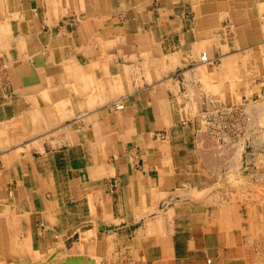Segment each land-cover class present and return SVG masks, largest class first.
Wrapping results in <instances>:
<instances>
[{"label": "crops", "instance_id": "0c3cea01", "mask_svg": "<svg viewBox=\"0 0 264 264\" xmlns=\"http://www.w3.org/2000/svg\"><path fill=\"white\" fill-rule=\"evenodd\" d=\"M263 107L264 0H0V264H264Z\"/></svg>", "mask_w": 264, "mask_h": 264}, {"label": "bare ground", "instance_id": "6f19581e", "mask_svg": "<svg viewBox=\"0 0 264 264\" xmlns=\"http://www.w3.org/2000/svg\"><path fill=\"white\" fill-rule=\"evenodd\" d=\"M87 1H88V0H87ZM109 2H110V1H109ZM74 4H75V3H74ZM12 8H13V7H12ZM19 8H20V7H19ZM23 9H24V8H23ZM25 10H26V9H25ZM87 10H88V9H87ZM98 11H99V10H98ZM74 12H75V11H74ZM26 15H27V14H26ZM98 16H99V15H98ZM25 19H26V18H25ZM28 21H29V20H28ZM27 23H28V22H27ZM28 24H29V23H28ZM25 29H26V28H25ZM27 58H28V57H27ZM19 61H20V60H19ZM69 63H70V62H69ZM6 66H7V65H6ZM3 67H4V66H3ZM4 69H5V68H4ZM75 69H76V68H75ZM49 71H50V70H49ZM50 72H51V71H50ZM21 85H22V84H21ZM259 104H261V103H259ZM262 105H263V104H262ZM256 107H257V106H256ZM256 107H255V108H256ZM255 108H254V109H255ZM263 108H264V107H263ZM263 108H260V109H263ZM214 111H215V110H214ZM245 112H246V110H245ZM258 112H259V111H258ZM261 112H262V111H261ZM263 112H264V110H263ZM259 115H260V114H259ZM43 116H44V115H43ZM47 116H48V115H47ZM261 118H262V117H261ZM263 118H264V117H263ZM261 120H262V119H261ZM262 121H263V120H262ZM213 122H214V121H213ZM250 122H251V121H250ZM245 123H247V122H245ZM245 125H246V124H245ZM235 126H237V125H235ZM242 127H243V126H242ZM246 128H247V127H246ZM263 129H264V128H263ZM236 134H237V133H236ZM227 138H228V137H227ZM228 139H229V138H228ZM238 145H239V144H238ZM236 148H237V147H236ZM237 153H238V152H237ZM234 157H235V156H234ZM235 159H236V157H235ZM236 160H237V159H236ZM234 161H235V160H234ZM237 161H238V160H237ZM227 168H228V167H227ZM260 174H261V173H260ZM232 176H233V175H232ZM239 176H240V175H239ZM239 176H238V177H239ZM243 176H244V175H243ZM249 176H250V175H249ZM256 176H257V175H256ZM235 177H236V176H235ZM245 178H246V176H245ZM239 179H240V178H239ZM241 179H242V178H241ZM241 179H240V180H241ZM230 180H232V179H230ZM243 180H244V179H243ZM241 181H242V180H241ZM234 182L237 183V181H235V180H234ZM238 182H239V181H238ZM242 182H243V181H242ZM244 182H245V181H244ZM244 182H243V183H244ZM240 183H241V182H240ZM262 183H263V182H261V184H262ZM229 184H230V183H229ZM232 184H233V183H232ZM241 184H242V183H241ZM256 184H257V183H256ZM256 184H255V185H256ZM258 184H259V183H258ZM242 185H243V184H242ZM244 186H245V185H244ZM238 187H240V186L237 185L236 188L234 187V189H236L235 191H237ZM254 187H255V186H254ZM256 187H257V186H256ZM256 187H255V188H256ZM241 188H242V186H241L239 189H241ZM262 188H263V187H262ZM262 188H261V189H262ZM114 189H115V188H114ZM230 189H232V187H231ZM230 189H229V190H230ZM243 189H244V187H243ZM243 189H242V191H243ZM245 189H246V188H245ZM229 190H228V191H229ZM257 190H258V189H257ZM257 190H256V191H257ZM256 191H255V192H256ZM226 192H227V191H226ZM233 192H234V190H233ZM239 192H240V191H239ZM239 192H238V193H239ZM255 192H254V194L257 193V192L255 193ZM259 192H260V191H259ZM216 193H217V191H216ZM244 193H245V192H244ZM244 193H243V194H244ZM251 193H252V192H251ZM260 193H262V192H260ZM260 193H257L256 196H257L258 194H260ZM234 194H236V192H235ZM240 194L242 195V193H240ZM262 194H263V193H262ZM262 194H261V195H262ZM231 195H232V194H231ZM236 195H237V194H236ZM239 196H240V195H239ZM241 197H242V196H241ZM232 198H234V197H232ZM235 198H236V197H235ZM237 198H238V197H237ZM255 198H256V197H254V199H255ZM257 199H258V198H257ZM215 200H216V199H215ZM234 200H236V199H234ZM239 200H240V199H239ZM256 201H257V200H256ZM259 201H260V199H259ZM213 202H214V200H213ZM262 203H264V202L262 201ZM241 208H242V207H241ZM225 215H226V214H225ZM228 215H229V214H228ZM229 217H230V216H229ZM225 223L227 224V221H226ZM228 225H229V224H228ZM95 227H96V226H95ZM95 227H94V228H95ZM54 228H55V227H54ZM96 228H97V227H96ZM92 230H95V229H92ZM45 235H46V234H45ZM105 235H106V234H105ZM44 238H45V237H44ZM88 239H89V238H88ZM101 242H103V241H101ZM78 249H82V248H81L80 246H79V247H76L74 251H76V250H78ZM149 249H150V248H149ZM58 250H59V249H58ZM231 250H232V249H231ZM103 251H104V250H103ZM147 251H148V250H147ZM126 252H127V251H126ZM52 253H53V256H52ZM52 253L49 255L48 258H53V259L55 258L56 253H55L54 251H52ZM99 253H100V252H99ZM225 253H226V252H225ZM127 254H128V253H127ZM263 256H264V254H263ZM58 257H60V256H58ZM98 257H99V256H98ZM144 257H145V256H144ZM62 258H63V259H59V260H57V261H59V263H63V264H64V263H67V260H66L64 257H62ZM67 258L69 259L68 261H72V262H76L77 259H78V261H81V260L83 261V260H84L85 262L90 263V262H89L90 260H89L88 258H84V257H79V258L77 257V258H76V256H75L74 254H73V255H69V256H67ZM149 258H150V257H149ZM104 259H105V258H104ZM114 259H115V258H114ZM36 260H37V259H36ZM101 260H102V259H101ZM129 260H130V259H129ZM129 260H128V261H129ZM5 261H7V260H5ZM39 261H40V259H39ZM51 261H52V260H51ZM111 261H113V260H111ZM111 261H110V262H111ZM208 261H209V260H207L206 262L208 263ZM3 262H4V261H3ZM34 262H35V261H34ZM46 262H48V264H52V263H49L48 259H47ZM126 262H127V261H126ZM11 263H12V262H11ZM25 263H26V262H25ZM105 263H106V262H105ZM127 263H128V262H127ZM143 264H144V263H143ZM161 264H162V263H161Z\"/></svg>", "mask_w": 264, "mask_h": 264}, {"label": "built area", "instance_id": "2783aa9c", "mask_svg": "<svg viewBox=\"0 0 264 264\" xmlns=\"http://www.w3.org/2000/svg\"><path fill=\"white\" fill-rule=\"evenodd\" d=\"M200 61H206V55H203V56H201V58H200ZM121 106H119V108H120ZM217 128H219V129H221V130H224V129H227V130H229V129H231L232 128V126L231 125H228L227 123L226 124H222V125H220V126H217ZM208 263H209V261H208Z\"/></svg>", "mask_w": 264, "mask_h": 264}, {"label": "rangeland", "instance_id": "374dc122", "mask_svg": "<svg viewBox=\"0 0 264 264\" xmlns=\"http://www.w3.org/2000/svg\"><path fill=\"white\" fill-rule=\"evenodd\" d=\"M226 130H227V129H224V131H226ZM259 191L263 193V190H257L256 192H257V193H260ZM257 193H256V194H257ZM262 193L258 194V196H261V197H262V195H261ZM257 209L260 211V210H262V207H258ZM207 264H209V263H207Z\"/></svg>", "mask_w": 264, "mask_h": 264}]
</instances>
